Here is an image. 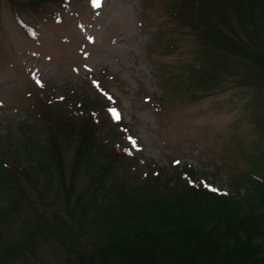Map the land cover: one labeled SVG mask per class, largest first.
Wrapping results in <instances>:
<instances>
[{"label":"rangeland","instance_id":"obj_1","mask_svg":"<svg viewBox=\"0 0 264 264\" xmlns=\"http://www.w3.org/2000/svg\"><path fill=\"white\" fill-rule=\"evenodd\" d=\"M32 1L38 0H0V149L15 148L8 137L10 143L12 137L16 142L28 139L27 134L35 139L31 167L27 163L5 166L0 159L2 258L18 261L13 264H67L64 246L45 242L41 236L34 243L26 239L46 211H39L44 201L53 200L54 204L45 208L49 210L46 214L51 211V220L61 230V220L53 219L58 214V197L44 195L50 187H59L49 169L57 159L53 145L61 143L66 150L69 171L84 138L85 154L94 153L93 128L75 118L81 112L93 120V109H98L101 120L107 111L112 117L123 140L114 142L115 150L123 145L130 156L135 155L136 159L128 161L130 173L145 177L159 171L166 182L174 183L187 168L186 177L191 171L195 178L208 177L215 188L231 191L237 198L246 195L245 204L252 205L264 220V190L250 176L256 177L255 172L264 166V103L258 104L264 100V85L257 83L255 90L227 82L214 93L189 88L192 67L203 61L195 31L210 28L212 21L201 26L196 18L194 27L184 25L180 17L173 16L174 0H103L100 8L91 7L88 0H69L66 6L56 4L59 0H41L45 2L38 1L31 8ZM199 1L208 6L220 3L217 9H234L236 0ZM13 2L23 8L19 14L25 23L36 27V34L21 25ZM256 2L258 7L264 5V0ZM183 12L182 16L189 17ZM241 34L242 43L248 44L249 35ZM248 75L243 71L244 77ZM81 100L87 107L80 106ZM41 104L45 112L39 118L37 106ZM74 104L82 111L75 112ZM111 107L118 110L120 120L114 119ZM53 108L59 109L60 117ZM105 123L112 124L109 120ZM109 126L99 128L101 140L107 138ZM47 132L57 138L51 140ZM79 180L86 182L82 177ZM130 196L119 195L131 206L118 211L126 224L161 210L152 208L154 201L146 203L143 197ZM175 203L180 208L187 204L182 196ZM212 206L238 211L246 205L217 201ZM110 226V230L121 228L119 232L126 227ZM48 235L55 237L51 231ZM21 240L23 246L17 248Z\"/></svg>","mask_w":264,"mask_h":264},{"label":"trees","instance_id":"obj_2","mask_svg":"<svg viewBox=\"0 0 264 264\" xmlns=\"http://www.w3.org/2000/svg\"><path fill=\"white\" fill-rule=\"evenodd\" d=\"M38 1H32L31 8ZM256 1L259 0H249L248 3L236 0L234 9H217L220 3L208 6L199 0H174L173 16L180 17L179 21L184 25L194 27L196 18L199 24L202 23L201 26L210 21L214 24V28L211 24L210 28L198 31L199 34L195 31L201 43L203 52L200 59L203 61L192 67L190 89L214 93L219 92L227 82H235L234 85L239 84V88L255 90H258L257 83L264 85V5L258 7ZM63 2L65 0H59L56 4L60 6ZM12 6L16 17L21 20L19 13L23 8L15 2ZM34 8L38 9V6ZM181 11L188 12L189 17H184L186 14L182 16ZM39 16L43 18L44 14ZM233 21L235 24L239 23V28ZM199 24L196 23V26ZM241 33L249 35L248 44L242 43ZM242 70L249 73L248 77L243 76ZM255 99L258 100V97ZM73 100H68L65 104L69 105ZM259 103L262 105L264 100ZM82 105L87 107L88 103L83 100L80 103ZM78 106L74 104L71 108L75 112L82 111L83 108ZM108 106L109 104L105 106L106 109ZM37 110L38 117H43L44 104L37 106ZM51 110L60 117L58 108ZM79 113L80 116L75 118L87 121L86 124H90L88 127L93 128L96 151L90 155L85 154L83 142H87L84 138L82 149L77 147L76 162H73L69 171L66 150L61 143V147L53 145L57 159L49 169L57 178L59 187H50L44 195L52 193L58 197L55 201L58 214L53 219L61 220L62 231L51 220V211L46 214L49 210L45 208L53 205V200L44 201L41 208L38 204L36 207L40 208L39 211H46L42 218H37V229L28 231L29 237L26 240L34 243L41 236L45 242L52 240L64 246L67 264H264V220L252 205L245 204L246 195L237 198L238 195L231 191H213L216 188L208 177L197 179L191 171H188L186 177L184 173L187 168L179 173L178 180L174 183L166 182L159 171H154L155 174L146 173L145 177L130 173L128 161L135 158V155L130 156L128 147L123 145L115 150L114 142L122 143L123 140L113 126L114 122L108 111L103 120L98 117V109L90 111L93 120ZM103 114L105 115V111ZM68 118L74 120L72 115ZM107 120L112 123L111 126L108 123L103 125V121ZM258 123L262 124V120ZM106 125L111 130H106L107 138L101 140L99 128L103 129ZM42 127L48 130L45 124ZM20 129H24L23 126ZM47 134L51 140L57 138L54 133ZM27 135L28 139H21L19 142L12 137L10 143V137L7 138L15 148H9L8 151L0 149L3 165H33L35 139L31 134ZM259 171L255 172L256 177L250 176L264 190V166ZM131 174L134 181L130 179ZM79 177L86 182L81 183ZM125 193L130 197H143L146 203L154 201L156 203L152 208L161 210L139 216L131 225L126 224V220L118 214L119 210L131 207L119 198L120 194ZM36 196L35 200L38 194ZM180 196L187 202L183 203L185 205L182 208L179 203H175ZM217 201H233L235 205L246 206L244 210L238 211L221 210L212 206ZM117 224H125L126 227H122L124 231L119 232L121 228L109 229L110 225ZM49 231L55 234L53 239L48 235ZM21 246L23 240L16 247ZM14 262L18 261L0 256V264Z\"/></svg>","mask_w":264,"mask_h":264},{"label":"snow or ice","instance_id":"obj_3","mask_svg":"<svg viewBox=\"0 0 264 264\" xmlns=\"http://www.w3.org/2000/svg\"><path fill=\"white\" fill-rule=\"evenodd\" d=\"M101 3H102V0H94V5L96 7H100ZM112 115H113L114 119H116L117 121L121 119L120 113L116 109L112 110ZM133 144H135V141H133ZM177 163H179V162L177 161ZM212 190L216 191V189H212Z\"/></svg>","mask_w":264,"mask_h":264}]
</instances>
